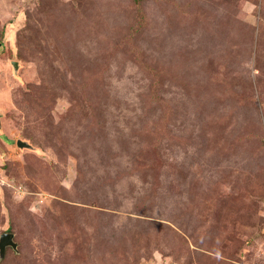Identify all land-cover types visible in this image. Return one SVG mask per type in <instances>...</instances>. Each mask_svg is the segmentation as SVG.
I'll return each instance as SVG.
<instances>
[{
  "label": "rangeland",
  "instance_id": "374dc122",
  "mask_svg": "<svg viewBox=\"0 0 264 264\" xmlns=\"http://www.w3.org/2000/svg\"><path fill=\"white\" fill-rule=\"evenodd\" d=\"M3 233L0 264H264V0H0Z\"/></svg>",
  "mask_w": 264,
  "mask_h": 264
},
{
  "label": "water",
  "instance_id": "95a60500",
  "mask_svg": "<svg viewBox=\"0 0 264 264\" xmlns=\"http://www.w3.org/2000/svg\"><path fill=\"white\" fill-rule=\"evenodd\" d=\"M15 67H17V65H15ZM16 144L19 148H23V147L29 148L30 147L27 143L22 142L20 140H18ZM8 246L12 247L13 249H16V243L13 241V234L3 233L0 235V257L4 255L5 249Z\"/></svg>",
  "mask_w": 264,
  "mask_h": 264
}]
</instances>
